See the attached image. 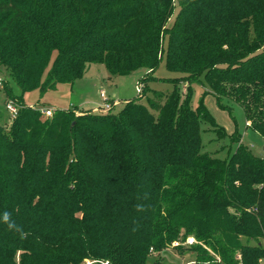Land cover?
Returning a JSON list of instances; mask_svg holds the SVG:
<instances>
[{
    "label": "trees",
    "instance_id": "trees-1",
    "mask_svg": "<svg viewBox=\"0 0 264 264\" xmlns=\"http://www.w3.org/2000/svg\"><path fill=\"white\" fill-rule=\"evenodd\" d=\"M175 2L168 25L174 0H0V68L20 89L2 81L19 110L0 123V264H146L188 237L194 264H264V157L201 153L199 123L224 128L189 105L203 80L264 139V0ZM163 55L173 90L117 114L24 103L89 63L112 78Z\"/></svg>",
    "mask_w": 264,
    "mask_h": 264
},
{
    "label": "rangeland",
    "instance_id": "rangeland-1",
    "mask_svg": "<svg viewBox=\"0 0 264 264\" xmlns=\"http://www.w3.org/2000/svg\"><path fill=\"white\" fill-rule=\"evenodd\" d=\"M174 4V14L170 18L168 25H171L179 9L175 0ZM165 42L166 40L164 39V45ZM87 67L89 68L88 70H86ZM180 75L181 73L167 69L164 55L160 58L152 73L146 68H140L130 74L112 78H108L109 74L103 64L89 63L86 65L83 75L72 84H59L56 89L46 92L41 97L38 90L27 92L24 94V103L36 109L45 107L63 110L68 109L69 105L73 104L76 106H72L69 109H73L77 115L99 105L101 103L99 93L103 91L110 100L116 102L110 113L117 114L126 100L143 95L140 101L145 104L146 97L150 96L151 91L170 92L173 90L174 84L167 80L164 81V79L176 78ZM146 76H153L162 79V81L149 80L147 88L143 92L144 85L140 80ZM0 79L1 83L3 80L8 81L13 93L19 94V87L11 81L5 68H0ZM3 87L2 83L0 86V123L9 126L8 112L5 108V104L8 102ZM137 88H140L141 92L138 93ZM178 88L184 93L185 82L179 81ZM206 91H209V86L205 81L202 80L201 84L192 83L189 105L191 109L195 110L199 101L202 100L214 121L224 128V135L218 138L217 132L211 124L201 121L199 123L200 152L208 153L214 158L224 160L241 144L252 155L263 158L264 139L248 126L249 122L246 121L242 108L234 103H225L230 107V110L221 108L214 96L205 93ZM80 105L81 107H78ZM186 239L177 241V246H181V249L166 248L161 252L151 250L152 255L148 256L146 264L155 262L157 264H194L195 255L189 248L195 243L188 244ZM242 241L245 242V239H242ZM90 263L88 260L85 262V264Z\"/></svg>",
    "mask_w": 264,
    "mask_h": 264
},
{
    "label": "built area",
    "instance_id": "built-area-1",
    "mask_svg": "<svg viewBox=\"0 0 264 264\" xmlns=\"http://www.w3.org/2000/svg\"><path fill=\"white\" fill-rule=\"evenodd\" d=\"M1 84L2 83H1V79H0V86H1ZM137 91H138V93L141 92L140 88H137ZM99 95H100L101 103L99 105H97L96 107H94L91 110V112L98 113V114L109 112L114 107V105H116V102H114L113 100H110L103 91H101L99 93ZM7 102L8 103L5 104V108L8 112L9 124H10L11 121L17 116L19 106L13 101L9 100ZM37 110L44 117H51L53 115V112H54L53 108H45V107L38 108ZM186 243L193 244V243H195V240H194V238L189 237L186 239ZM175 245H177V243H175Z\"/></svg>",
    "mask_w": 264,
    "mask_h": 264
},
{
    "label": "crops",
    "instance_id": "crops-1",
    "mask_svg": "<svg viewBox=\"0 0 264 264\" xmlns=\"http://www.w3.org/2000/svg\"><path fill=\"white\" fill-rule=\"evenodd\" d=\"M88 69H89V68L87 67L86 70H88ZM85 73H86V72H85ZM99 96H100V95H99ZM72 106L74 107V106H76V105L70 104V105H69V108H71ZM96 106H97V105H96ZM96 106H95V107H96ZM78 107H81V105L78 106ZM69 108H68V109H69ZM93 108H94V107H93ZM93 108H91V109H89V110L91 111ZM89 110H86V111H89Z\"/></svg>",
    "mask_w": 264,
    "mask_h": 264
}]
</instances>
